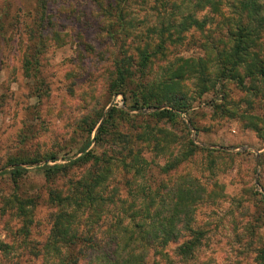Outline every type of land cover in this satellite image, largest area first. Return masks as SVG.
Returning <instances> with one entry per match:
<instances>
[{"label":"rangeland","instance_id":"obj_1","mask_svg":"<svg viewBox=\"0 0 264 264\" xmlns=\"http://www.w3.org/2000/svg\"><path fill=\"white\" fill-rule=\"evenodd\" d=\"M51 1L54 16L50 29L61 34H52L55 39L48 46L42 42V66L26 70L22 65L23 37L29 30L24 27L31 22L34 0H0V10L6 8L8 12L5 21L13 22L12 36L8 37L10 28L6 30L5 25L7 34H0V264H40L41 258L35 253L50 232L55 211L48 203L49 191L62 187L65 179L59 176L49 180L42 168L51 155L58 160H49V164L68 163L79 156L78 148L86 134L81 130L82 120L88 117L90 122L102 114L99 126L113 107L130 113L114 114L113 131L155 134L163 128L173 138L164 151L144 150L142 154L150 165L143 175L138 177L122 167L113 169L110 187L117 188L124 198H136L150 182L158 186L166 176L162 166L182 154L187 138L214 149L195 152L172 171L173 177L186 172L199 176L215 197L197 206L195 225L206 234L194 258L170 264H264V138L245 120L229 116L237 106L235 101L243 96L242 88L227 82L200 95L194 80L187 79L188 92L195 96L188 111L181 113L189 135L182 123L141 116L163 107L131 110V99L125 101L122 94L113 95L108 88L116 53L110 37L115 19L112 4L108 6L106 0ZM168 1L132 0L128 12L138 23L130 34L122 35L127 52H133L137 44L144 45L146 27L158 23L156 16ZM23 5L29 14L23 12ZM229 6L230 1H223L221 11L229 13ZM206 12L201 11L199 17ZM26 36L30 41L33 38L32 34ZM203 42L198 30H190L174 46L172 55H204ZM167 62L158 61L150 78L159 79ZM224 93L228 101H224ZM240 106L245 108L247 104L242 102ZM253 111L264 114V101H256ZM96 132L97 128L91 134L92 147ZM15 160L27 169L17 183L10 174L15 165L9 164ZM83 171V167L73 166L66 177L80 176ZM13 194L33 202L30 206L35 221L29 235L17 231L22 219L11 207L15 205ZM161 245L169 252L176 247L174 242ZM159 257L153 256L146 264H155Z\"/></svg>","mask_w":264,"mask_h":264},{"label":"trees","instance_id":"obj_2","mask_svg":"<svg viewBox=\"0 0 264 264\" xmlns=\"http://www.w3.org/2000/svg\"><path fill=\"white\" fill-rule=\"evenodd\" d=\"M223 1H230L227 14L221 11ZM51 2L34 0L31 22L24 27L29 30L23 37L22 65L26 70L42 66V42L48 46L55 39L52 34H61L50 29L54 16ZM106 2L108 6L112 4L115 17L110 35L116 49L114 76L108 84L111 94H122L125 101L131 99V110L163 107L139 115L182 123L189 135L191 131L181 113L188 111L195 96L188 92L187 79L194 80L200 95L217 84L225 86L227 82H235L242 88L243 96L235 101L237 106L232 110L226 108L231 110L229 116L245 120L247 126L264 138V114L253 111L256 101H264V0H169L156 16L158 23L146 27L144 45L137 44L130 53L124 48L122 35L130 34L138 23L128 12L132 0ZM22 7L23 12L29 14L25 5ZM5 9L0 10V34H7L10 28L7 34L10 37L13 22L5 21L8 16ZM204 10L208 12L199 17ZM193 29L204 37L205 54L174 57V46ZM26 34H32L31 41ZM158 61H168L163 66V74L159 79L150 78L151 69ZM222 97L228 101L227 93ZM242 102L247 104L245 108H241ZM118 111L130 115L113 107L99 126L102 114L90 122L88 117L82 120L81 130L86 134L78 148L81 154L75 159L49 164V160L57 161L58 157L47 158L42 168L46 178L55 180L61 176L65 179L62 187L49 191L48 203L55 211L50 232L35 253L41 258L40 264H146L153 256H160L155 264L187 263L201 246L206 233L195 225L197 206L214 200V191L197 175L186 172L173 177L172 171L195 152L214 149L198 146L187 138L182 154L162 166L166 176L160 184L155 187L152 182L145 184L148 186H143V192L129 200L120 196L117 188L110 187L113 169L122 167L138 177L143 175L150 165L142 154L144 150L164 151L173 138L163 128L157 129L155 134L113 131L111 126L116 125L114 114ZM190 120L195 125L193 119ZM96 128L92 147L91 134ZM11 161L9 164L14 163L15 167L10 174L17 183V178L27 169L20 166L21 162ZM73 166L83 167V173L66 177ZM11 199L15 201L12 209L22 219L17 231L29 235L35 221L33 206H30L33 202L17 194ZM170 242L176 243L170 252L161 248L162 243Z\"/></svg>","mask_w":264,"mask_h":264}]
</instances>
